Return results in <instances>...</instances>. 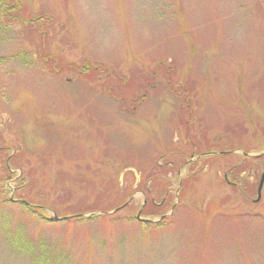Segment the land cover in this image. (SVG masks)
I'll return each mask as SVG.
<instances>
[{"label": "rangeland", "instance_id": "1", "mask_svg": "<svg viewBox=\"0 0 264 264\" xmlns=\"http://www.w3.org/2000/svg\"><path fill=\"white\" fill-rule=\"evenodd\" d=\"M23 1L51 25L0 32V264H264V0Z\"/></svg>", "mask_w": 264, "mask_h": 264}, {"label": "trees", "instance_id": "2", "mask_svg": "<svg viewBox=\"0 0 264 264\" xmlns=\"http://www.w3.org/2000/svg\"><path fill=\"white\" fill-rule=\"evenodd\" d=\"M26 4L23 0H0V32L2 30H8L12 28V26L16 25L17 27L21 26L25 28L27 31H32L36 37V40L40 43L43 41L44 38L47 36V27L51 25L50 18L47 15H30L28 14ZM42 46V45H41ZM42 55V56H41ZM46 56H50L49 53L42 51L40 53L41 60L46 58ZM32 59H34V56H31ZM47 57V59H48ZM161 65V64H160ZM154 78V77H153ZM152 78V80H153ZM167 82L164 83L165 87H168L169 85ZM154 86V83L148 84V86L145 88L143 95L141 98L144 97V95L149 92L152 87ZM169 88V87H168ZM178 90H174L173 93H177ZM143 100V99H142ZM187 142L189 140L187 139ZM199 144H194L190 147V156L191 158L199 157L200 159L205 158V156L211 155L213 152L209 149L203 150L199 148ZM175 151H173L174 153ZM233 151H229L225 154L232 155ZM203 156V157H202ZM247 154H244V158H246ZM162 158V157H160ZM188 162L187 160H185ZM170 164V163H168ZM188 164V163H187ZM149 191V189H147ZM146 191L145 194L148 192ZM150 193V191H149ZM12 201L10 199H7L3 201V205L7 206L10 205ZM122 206V205H121ZM121 206H119L121 208ZM117 207L116 209H118ZM27 212H30L32 215L39 216L44 209L43 206H38V210H33L30 208L29 205L25 204L23 207ZM115 209V210H116ZM40 217V216H39ZM81 218V217H79ZM94 217L90 218V220H93ZM67 220V219H66ZM78 220V219H77ZM80 220V219H79ZM142 225H150V223H142ZM23 244V243H22ZM28 244V243H27ZM30 246V245H29ZM34 248V247H33ZM24 253H30L29 248L27 247V252L22 250ZM35 253V252H34ZM29 258L33 259L34 263L36 264H63V261H60L59 257H55L53 261L50 260V258H47L45 254L37 252V254H26ZM58 258V259H57Z\"/></svg>", "mask_w": 264, "mask_h": 264}, {"label": "water", "instance_id": "3", "mask_svg": "<svg viewBox=\"0 0 264 264\" xmlns=\"http://www.w3.org/2000/svg\"><path fill=\"white\" fill-rule=\"evenodd\" d=\"M263 180H264V175L261 176V180L258 184V187H257V199L255 202H258L259 199H260V196H261V189H262V185H263ZM67 218H63V219H59L57 217H52V218H49L48 221L49 222H58V221H62V220H66ZM136 220L137 221H140V222H143V223H149L150 221H147V220H143V219H140L139 215L136 217Z\"/></svg>", "mask_w": 264, "mask_h": 264}, {"label": "flooded vegetation", "instance_id": "4", "mask_svg": "<svg viewBox=\"0 0 264 264\" xmlns=\"http://www.w3.org/2000/svg\"><path fill=\"white\" fill-rule=\"evenodd\" d=\"M246 157H248V155H247ZM255 157H257V156H255ZM228 174H229V173H228ZM228 174H225V180L227 181V183H229V182H228V178H227V177H228ZM229 184H231V183H229Z\"/></svg>", "mask_w": 264, "mask_h": 264}]
</instances>
